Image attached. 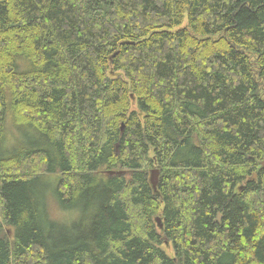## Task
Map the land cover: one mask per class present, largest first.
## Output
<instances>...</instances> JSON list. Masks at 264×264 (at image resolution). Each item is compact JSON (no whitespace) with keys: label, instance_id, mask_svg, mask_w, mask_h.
I'll list each match as a JSON object with an SVG mask.
<instances>
[{"label":"trees","instance_id":"1","mask_svg":"<svg viewBox=\"0 0 264 264\" xmlns=\"http://www.w3.org/2000/svg\"><path fill=\"white\" fill-rule=\"evenodd\" d=\"M0 264H264V0H0Z\"/></svg>","mask_w":264,"mask_h":264},{"label":"rangeland","instance_id":"2","mask_svg":"<svg viewBox=\"0 0 264 264\" xmlns=\"http://www.w3.org/2000/svg\"><path fill=\"white\" fill-rule=\"evenodd\" d=\"M187 24V19L185 20V25ZM37 163L36 165H31L30 169H33V171H42L41 168H43V166L41 165V162L36 160ZM55 181V184L53 185V187H51V184H53ZM58 183V176L57 175H48L46 178V182H43L42 185H40V187H38V193L40 195V199H44L46 201H48V208L50 211V217L54 220H56V222L59 223H65L66 220L68 219V213L71 214L70 211H65L63 210L58 202V199L55 196V189L57 188V184ZM52 190H54V197L52 196ZM55 199V200H54ZM164 249L167 251V254H169L170 256L174 255V248L172 245H170V247H168V245H164Z\"/></svg>","mask_w":264,"mask_h":264},{"label":"water","instance_id":"3","mask_svg":"<svg viewBox=\"0 0 264 264\" xmlns=\"http://www.w3.org/2000/svg\"><path fill=\"white\" fill-rule=\"evenodd\" d=\"M159 176H160L159 170H153L151 172V176H150V181L149 182H151V184H152V186H153V188L155 190H156L157 185L159 183V181H158L159 180ZM218 217H219L218 221H220L222 217H220V216H218ZM156 219H157V224H158L159 228L163 229V225H162L161 219H159V218H156Z\"/></svg>","mask_w":264,"mask_h":264}]
</instances>
